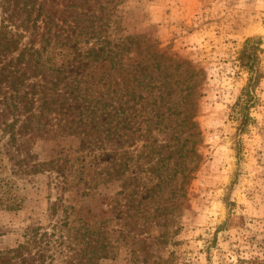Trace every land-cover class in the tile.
<instances>
[{"label":"rangeland","instance_id":"obj_1","mask_svg":"<svg viewBox=\"0 0 264 264\" xmlns=\"http://www.w3.org/2000/svg\"><path fill=\"white\" fill-rule=\"evenodd\" d=\"M101 32L112 41L150 37L173 63L188 61L193 70L184 67L187 72L168 78L166 88L140 92L147 98L140 100L131 94L129 65L80 66L59 54L68 49L48 47L42 55L52 58L47 66L70 60L78 71H65L54 93V72L33 75L23 65L27 56L8 67L23 83L9 77L0 82V264H11L6 252L19 243L25 249L15 262L22 264H74L80 257L82 264H264V0H118ZM247 38L260 39L262 77L250 109L253 123L238 133L232 107L249 77L237 60ZM79 46L84 54L89 45ZM16 55L7 53L0 66ZM74 78L81 89L91 88L92 80L89 97L102 92L109 103L119 93L118 118L126 115L134 127L125 120L116 125L110 107L95 114L100 125L79 126L76 120L83 118L75 108L57 112L73 119L57 125V107L41 102L55 93L53 102H64L68 94L61 92L72 91ZM33 83L30 109H13L15 88L29 97ZM186 84L195 94L184 103ZM150 98L158 117L157 107H146ZM186 112L194 114L190 130L180 120ZM151 114L148 126L138 125ZM175 130H182L177 141ZM191 145L195 155L188 153ZM93 248L103 257L85 263Z\"/></svg>","mask_w":264,"mask_h":264},{"label":"trees","instance_id":"obj_2","mask_svg":"<svg viewBox=\"0 0 264 264\" xmlns=\"http://www.w3.org/2000/svg\"><path fill=\"white\" fill-rule=\"evenodd\" d=\"M117 1L118 0H0V13L3 16L0 20V60L3 56H6L7 53L17 52L14 61L9 60L8 63L0 66V82L1 79L9 77L12 83L17 81L23 83L20 75L14 79L11 78L12 74L16 73L17 70H9L8 67L13 64H20L21 60L27 56V61L23 65L32 70L31 73L33 75L41 73L40 77L45 78L50 70L54 72V78L50 80V87L52 89L49 88V90L54 93L58 82L64 77L65 71H68L69 74L78 71H74L70 64V60H67L66 64L60 63L59 65H55L53 63L47 66L46 63L50 62L52 58L47 57L43 60L42 55L47 53L48 47L52 49H68L67 53L59 52V54H62V58L66 55V57L70 56L73 61L78 60L80 66H82L84 62L93 61L102 65H108L109 69L120 70L123 66L129 65L131 67L130 76L134 84L131 94H138V99L140 100L147 99L140 92L145 90L147 94L152 95L153 89H160L161 87L166 88L170 82L168 78H172L174 75L180 76L183 71L187 72L184 67L188 68L190 71L193 70L190 68L191 63L188 61H175L173 63L171 56H168L165 51H162L156 42L151 41L150 37L144 35L124 36L112 41L108 36L102 34L101 31L109 24L110 16L114 11ZM28 28L32 29L34 34L31 32L30 36H33V38H31L29 44H26L23 49H19L20 41L24 38V33L27 32ZM34 42L39 44L38 48L34 47ZM84 42L88 43L89 46L85 53L82 54L79 45ZM259 43V38H247L237 59L239 61V66L249 75L246 85L241 89L240 95L237 97L232 107V112L237 120L238 133L245 131L248 125L253 123V119L250 116V109L254 106L255 88L262 77L257 56ZM129 52H133L134 55L124 58ZM170 68L172 72H167ZM9 73L10 75H7ZM21 75L25 76L26 74L22 72ZM189 79H192L190 75L187 77V80ZM24 80L25 79H23V81ZM100 80L101 78L95 82V92L98 91L96 87L100 83ZM182 80L177 79L175 81ZM73 81L76 83V86L72 88V91H74V88L78 89L75 95L72 94L71 90L61 92V96L65 93L68 95L64 99V102L56 104L55 101L53 102L57 96L55 93L51 101L44 99L41 102L42 105L50 103L57 107L54 113V116L57 115V125L61 124V121L69 124L73 121V119H71L69 122L67 118L63 119V115L56 114L57 112L63 113L69 108H75L80 112L79 114L83 119L78 118L76 120L79 126H97V123L100 125V118L95 114L99 110L103 111V109L110 107V110L113 111L112 116L114 117L111 118L116 125L119 124L121 120H125L127 125L131 123L132 127H134L136 122H133L131 119L127 121L126 115L123 116V118H118L119 115L123 114V109L119 110V93L113 97V102L108 103L105 98H103L102 92H97L96 96L89 97L87 90L93 89L92 80L88 81L91 88L90 86H85L84 89H81L78 85L80 80L74 78ZM102 85H104V83H102ZM193 86V84L187 85L183 89L185 93L182 96L179 95L185 101L184 103L192 100L195 94ZM34 87V83L29 85V97L27 96L28 92H26V90L20 93L17 92V88H15L14 94L9 97V105L13 109L29 110L30 104L32 103L30 96L33 95L31 92ZM107 89H109V86ZM107 89L105 90L106 93H108ZM111 91L115 92V89ZM168 93L169 91L165 94L162 92L159 96L160 100L168 96ZM151 98L155 97L151 96ZM151 98L147 100L149 105L146 107H149L151 112H154L152 106L157 107L154 114L155 117H158L159 107L157 101L151 102ZM76 99L77 101H75ZM166 102H171V104L177 103L174 99L172 100L170 98L166 99ZM82 103H85V105L83 106ZM83 112H88V114L84 116ZM172 113L175 116L180 114L179 111L175 112V109ZM193 116L194 114L190 112L182 113L180 119L182 126L188 127L189 130L193 129L195 127V122L192 120ZM152 119L153 115L151 114L150 117L146 118V120H143L142 123L138 125L148 126L149 122H152ZM146 130L148 129L146 128ZM144 131L143 129V133ZM181 133L182 130L172 131L173 139L177 141ZM177 148L178 146L174 149ZM188 153L195 155V148L193 145H191ZM47 164L54 167L53 160L48 161ZM186 178L187 175L182 176V182ZM24 249L25 244L19 243L15 248L6 252L10 254L9 259H11V264H22V261H18L17 263L15 261L20 258ZM101 250L100 248V251ZM95 251V248H93V253L91 255H93ZM100 255L101 254H94L92 258L86 259L85 263H89L90 261L93 262L96 256L97 258L103 257ZM82 259L83 258L80 257L77 262L74 261V264H82ZM244 262L246 261L237 260L234 264H243Z\"/></svg>","mask_w":264,"mask_h":264}]
</instances>
